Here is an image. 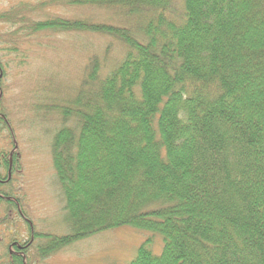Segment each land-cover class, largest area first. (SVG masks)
<instances>
[{
  "label": "trees",
  "instance_id": "obj_1",
  "mask_svg": "<svg viewBox=\"0 0 264 264\" xmlns=\"http://www.w3.org/2000/svg\"><path fill=\"white\" fill-rule=\"evenodd\" d=\"M56 3L105 14L30 20L16 6L0 23H24L28 35H105L127 51L104 76L90 58L75 102L57 108L50 152L69 232L0 240V264H33L122 225L164 239L158 255L146 239L128 264H264V0H183L179 15L172 0H48L35 9ZM5 75L0 60V86ZM8 159L0 152V169ZM3 186L9 219L22 216Z\"/></svg>",
  "mask_w": 264,
  "mask_h": 264
},
{
  "label": "rangeland",
  "instance_id": "obj_2",
  "mask_svg": "<svg viewBox=\"0 0 264 264\" xmlns=\"http://www.w3.org/2000/svg\"><path fill=\"white\" fill-rule=\"evenodd\" d=\"M42 1L48 0H0V12L16 6L27 8L30 20L49 15L98 19L105 14L102 9L65 7L62 3L44 11L36 10ZM172 9L182 14L183 0H172ZM110 19L116 22L111 11ZM23 24L0 23V45L2 40L13 39V44L9 42L0 48L16 47L5 53L0 50L6 73L0 86V112L7 119L0 130V152L9 159L14 156L10 180L3 188L19 198L22 216L34 232L64 235L69 232V225L50 152L53 136L62 126L57 108L70 109L75 102L83 88L90 58L101 62L104 76L123 57L127 47L112 37L85 32L47 30L28 35L21 29ZM7 210L1 203L0 240L6 246L16 235L17 241L27 242L29 223L15 210L9 212V219ZM148 238L151 252L160 254L164 244L161 234L122 225L77 240L33 264H128Z\"/></svg>",
  "mask_w": 264,
  "mask_h": 264
},
{
  "label": "flooded vegetation",
  "instance_id": "obj_3",
  "mask_svg": "<svg viewBox=\"0 0 264 264\" xmlns=\"http://www.w3.org/2000/svg\"><path fill=\"white\" fill-rule=\"evenodd\" d=\"M0 117H2L4 119V115L1 112H0ZM8 160H9L8 161V167L6 169L5 174H3L4 169H0V173H1L0 183H2V185L8 183V181L10 180V175L12 173V169H13V164H14L13 158L12 159L10 158ZM0 198L6 199L7 196L4 195V194H1L0 195ZM19 217L23 218V220H26L28 222V219H26L25 217H23V216H19ZM28 223H29V229H32V226H31L30 222H28ZM29 241L32 242L33 241V238L32 237H29Z\"/></svg>",
  "mask_w": 264,
  "mask_h": 264
}]
</instances>
